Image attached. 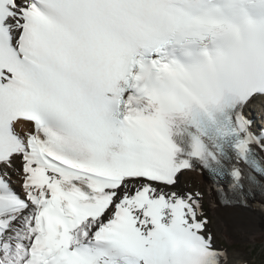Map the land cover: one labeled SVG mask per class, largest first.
Here are the masks:
<instances>
[{"label": "snow or ice", "instance_id": "snow-or-ice-1", "mask_svg": "<svg viewBox=\"0 0 264 264\" xmlns=\"http://www.w3.org/2000/svg\"><path fill=\"white\" fill-rule=\"evenodd\" d=\"M221 209L264 222V0H0V264H236Z\"/></svg>", "mask_w": 264, "mask_h": 264}, {"label": "bare ground", "instance_id": "bare-ground-1", "mask_svg": "<svg viewBox=\"0 0 264 264\" xmlns=\"http://www.w3.org/2000/svg\"><path fill=\"white\" fill-rule=\"evenodd\" d=\"M189 174L197 175L195 173H188L186 175ZM198 177L203 185L207 183L205 177ZM253 206L255 208H260L258 202L254 203ZM220 216L226 234H236L239 235L240 239L246 240L250 238L254 240L264 234V222H262L259 213H253L242 209H221Z\"/></svg>", "mask_w": 264, "mask_h": 264}, {"label": "rangeland", "instance_id": "rangeland-1", "mask_svg": "<svg viewBox=\"0 0 264 264\" xmlns=\"http://www.w3.org/2000/svg\"><path fill=\"white\" fill-rule=\"evenodd\" d=\"M183 180L186 183H190L194 188L198 187L201 191L205 190V185L202 184L197 175H185ZM220 227L224 231V225L221 222ZM231 237L239 241H247L246 239H240L239 235L236 234H231ZM254 241V243L241 242L234 245V250L241 257L236 264H264V242H261L258 238L254 239Z\"/></svg>", "mask_w": 264, "mask_h": 264}]
</instances>
